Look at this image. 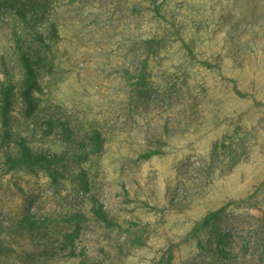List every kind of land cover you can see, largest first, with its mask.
<instances>
[{"label": "rangeland", "instance_id": "1", "mask_svg": "<svg viewBox=\"0 0 264 264\" xmlns=\"http://www.w3.org/2000/svg\"><path fill=\"white\" fill-rule=\"evenodd\" d=\"M17 37L41 63L31 118ZM9 79L0 264H264V0H0V94ZM51 114L76 143L43 132ZM94 128L104 146L89 161H7L21 136L73 152ZM74 211L87 220L71 254Z\"/></svg>", "mask_w": 264, "mask_h": 264}, {"label": "trees", "instance_id": "2", "mask_svg": "<svg viewBox=\"0 0 264 264\" xmlns=\"http://www.w3.org/2000/svg\"><path fill=\"white\" fill-rule=\"evenodd\" d=\"M25 2H15L11 3L10 6L15 8L18 15L22 18H27ZM17 48L20 52L21 65L24 69L25 75L23 78L22 85L20 87V94L24 102L23 113L27 118L33 117L40 107V101L38 99L37 93L43 90V86L39 80V70H40V59L33 58L27 54V51L23 48L21 44L20 37H17ZM141 78H145V73L141 74ZM15 89V84L12 79L8 80V83L4 85L0 94V116H1V127H2V144L9 142L13 138V131L11 129V109L13 104V91ZM43 132L46 135H51L57 131H60L63 139L68 144L76 143L74 137V130L71 125L69 118L61 117L58 114L49 115L44 118L41 122ZM88 139L91 140L87 143L85 139H82L78 145L76 151H69L68 149L63 152H51V151H38L35 150L28 142L27 138L21 136L14 140L16 145V151H11L7 155V161L10 162L11 168H16L17 166H26L31 170H36V167L45 168L52 170L54 166L64 164L68 159H75L78 161H89L94 154H98L103 150L104 139L101 132L94 128L90 131ZM80 147V148H79ZM147 156H151L147 154ZM84 185L83 189L88 192L89 186L86 178L83 177ZM93 206L92 212L100 220L106 224H111L107 212L104 210L103 203L97 198H92ZM219 211L209 213L204 218V224H210L214 219L218 218ZM87 220V216L80 211H74L65 221L70 223L72 231L68 233L65 237L66 245L71 249V254H76L75 251V240L80 235L83 223ZM33 229L39 228L40 225L30 222ZM220 242L223 243L221 240Z\"/></svg>", "mask_w": 264, "mask_h": 264}]
</instances>
